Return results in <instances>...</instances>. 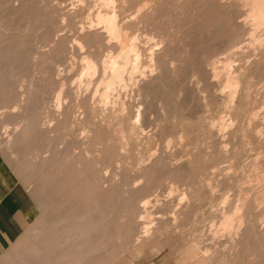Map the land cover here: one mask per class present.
<instances>
[{
  "label": "rangeland",
  "instance_id": "obj_1",
  "mask_svg": "<svg viewBox=\"0 0 264 264\" xmlns=\"http://www.w3.org/2000/svg\"><path fill=\"white\" fill-rule=\"evenodd\" d=\"M107 1L0 0V141L14 127L13 108L22 113L26 102L31 116L9 149L0 143L12 183L0 177L33 215L0 264H264V26H251L246 0ZM99 13H116L142 56H131L129 82L116 81L110 98L102 62L126 48ZM88 93L94 103L76 107ZM59 98L72 104L63 122L52 119ZM48 120L55 126L41 134L35 123ZM32 135L34 145L22 142ZM39 154L56 160L44 175L33 165ZM62 170L83 186L76 208L89 231L48 248L42 238L63 212L47 188ZM41 203L49 211L40 217Z\"/></svg>",
  "mask_w": 264,
  "mask_h": 264
},
{
  "label": "bare ground",
  "instance_id": "obj_2",
  "mask_svg": "<svg viewBox=\"0 0 264 264\" xmlns=\"http://www.w3.org/2000/svg\"><path fill=\"white\" fill-rule=\"evenodd\" d=\"M103 1H107V0H103ZM110 1V0H109ZM228 1V0H227ZM231 1V0H230ZM233 1V0H232ZM231 1V2H232ZM242 1H244V0H242ZM108 2V1H107ZM210 2V1H209ZM111 2H109V4H110ZM147 3V5H148V2H146ZM217 3V2H216ZM223 3V2H222ZM237 3V2H236ZM245 3H249L250 4V13L248 14V19H249V17L253 20V22H254V24H251V26H253V25H257V26H264V0H246V2ZM145 4V3H144ZM144 4H143V6H144ZM107 5V4H106ZM153 5V4H152ZM223 5V4H222ZM110 6V5H109ZM225 6H227V5H225ZM234 6V5H233ZM247 6V5H246ZM249 6V5H248ZM247 6V7H248ZM138 7H140V6H138ZM142 7V6H141ZM140 7V8H141ZM150 7H152V6H150ZM154 7V6H153ZM231 7H232V5H231ZM155 8V7H154ZM157 8H158V6H157ZM221 8V7H220ZM233 8V7H232ZM141 9H143V7L141 8ZM149 9V8H148ZM156 9V8H155ZM154 9V10H155ZM140 10V9H139ZM113 11V10H112ZM138 11V10H137ZM148 11V10H147ZM153 11V10H152ZM226 11V10H225ZM228 11V10H227ZM140 13H142L141 12V10L139 11ZM138 12V13H139ZM150 12V11H149ZM225 13V12H224ZM105 14V13H104ZM149 14V13H148ZM152 14V13H151ZM140 15V14H139ZM143 15V14H142ZM145 15H146V13H145ZM136 16L138 17V14H136ZM136 17V18H137ZM116 18H117V16H116V13H114L112 16L111 15H108V14H105V15H101V13H99V20L102 22V23H106L107 24V26H108V30H109V33H108V35L109 36H111V38H113L112 36L113 35H111V34H113V33H115L116 34V36L117 37H119V38H121L122 40H121V44L120 43H118V42H120L119 41V39L117 40L118 42V44H120L124 49L126 48V50L125 51H122V53H120L119 55H118V57H116L115 59L113 58V60H110V61H108V59H107V61L106 62H102V64L105 66H103V68H110V69H108V70H110L111 71V75H110V77H103L104 78V83H105V90H104V92H102V94L104 93V96H106V98H107V96L110 94L111 95V91L113 92H115V88H113V86H114V84H115V82L116 81H120L121 83H124V81L126 80L125 79V77H124V72L126 71V66L127 65H129L130 64V62L132 61V59H131V56L133 55V57H134V59L137 61L138 59H140L141 57H140V48H138V44L134 41V42H130V43H127L128 41L127 40H129L128 39V34H127V32L125 31H123L121 28L122 27H120V29H118V27L116 26V25H118L117 24V22H118V20H117V22H116ZM247 19V18H246ZM250 19V20H251ZM139 21V20H138ZM249 22V21H248ZM252 22V21H251ZM252 22V23H253ZM245 23V22H244ZM92 25H94V24H92ZM91 25V26H92ZM134 25V24H133ZM249 25V24H248ZM248 25L246 26V24H245V26L248 28ZM104 26H105V24H104ZM256 26V27H257ZM117 27V28H116ZM92 28H93V26H92ZM92 28H90V29H92ZM95 29H97V27H95ZM246 29V28H245ZM263 29V28H262ZM103 30V29H102ZM101 30V31H102ZM97 31H99V30H97ZM104 31V30H103ZM107 32V31H106ZM115 37V36H114ZM91 38V37H90ZM110 38V39H111ZM260 38V37H259ZM9 39H11V38H9ZM105 39V38H104ZM261 39V38H260ZM92 40H93V38H92ZM103 40V39H102ZM113 40V39H112ZM257 40H259V39H257ZM115 41H116V38H115ZM260 41V40H259ZM90 42V41H89ZM103 42H104V40H103ZM111 42V41H110ZM110 42L108 43V44H110ZM147 43V42H146ZM127 44H128V47H127ZM263 44H264V42H263ZM116 45V44H115ZM119 45V46H120ZM6 46V45H5ZM8 46V45H7ZM143 46V45H142ZM146 46H148L149 47V45L147 44ZM146 46H144V47H146ZM150 46H152V47H150V50L152 49V56H155L154 55V53H155V51L157 50L158 51V49H156L155 47H153L154 45H150ZM156 46V45H155ZM262 46H264V45H262ZM10 47V46H9ZM115 48V47H114ZM10 49V48H9ZM148 49V48H147ZM4 51V50H3ZM145 51V50H144ZM260 52V51H259ZM157 53V52H156ZM161 53H162V51H161ZM165 53V52H164ZM250 53V52H249ZM261 53H262V55H263V57H264V49H261ZM243 56V55H242ZM156 57V56H155ZM154 57V58H155ZM120 58H122V60L120 59ZM160 58V57H159ZM34 59H36V58H34ZM119 59V60H118ZM99 60V59H98ZM131 60V61H130ZM33 61H35L36 62V60H33ZM122 61V62H121ZM249 61V60H248ZM133 62V61H132ZM260 62V61H259ZM263 62V61H262ZM135 63V62H134ZM138 63H139V61H138ZM138 63H137V66L135 65L133 68H131L130 70H129V66H132V63H131V65H129L128 66V70H129V72L130 71H132V69H134L135 67H137L138 69H139V67H138ZM140 64V63H139ZM154 64H155V62H154ZM252 64V63H251ZM134 65V64H133ZM233 65V64H232ZM259 65H260V63H259ZM249 66H251V65H249ZM261 66V65H260ZM87 69L88 70H86V71H89V73H90V71H92L93 73L94 72H97V69H98V67H97V64L94 62H91V60L89 61V63L87 64ZM239 69V68H238ZM241 69V68H240ZM243 69V68H242ZM107 70V69H106ZM106 70H104L105 71V73H108V71L106 72ZM103 71V72H104ZM137 71V70H136ZM135 71V72H136ZM152 71V70H151ZM241 71V70H240ZM128 72V71H127ZM242 72V71H241ZM240 72V73H241ZM104 73V74H105ZM126 73V72H125ZM150 73H152V72H150ZM154 73H156V72H154ZM86 74V73H85ZM92 74V73H91ZM95 74V73H94ZM93 74V75H94ZM103 74V75H104ZM106 75V74H105ZM132 76L134 75V73H132L131 74ZM137 75V74H136ZM142 75H145V74H142ZM92 76V75H91ZM107 76V75H106ZM135 76V75H134ZM232 76V75H231ZM246 76V75H245ZM95 77V76H94ZM144 77V76H143ZM146 77V76H145ZM159 77V76H158ZM103 78L101 79V80H103ZM232 78V77H231ZM125 79V80H124ZM133 79V77H131V79L130 80H132ZM151 79V78H150ZM127 81V80H126ZM125 81V82H126ZM127 82H129V81H127ZM74 84V83H73ZM82 84V83H81ZM118 84H120V83H118ZM127 84H129V83H126V84H122L123 86H121V87H124V86H126ZM231 84H232V82H231ZM130 85V84H129ZM131 85H132V83H131ZM235 85V84H234ZM236 85H238V84H236ZM74 86V85H73ZM99 86L101 87V85H98V88H99ZM119 86V85H118ZM128 86V85H127ZM133 86V85H132ZM234 87V86H233ZM124 88H126V87H124ZM134 88H136V87H134ZM89 88H87V90H88ZM113 89V90H112ZM139 89V88H138ZM87 90H85V92H87ZM92 90V89H91ZM97 90V89H96ZM118 90V89H117ZM122 90V89H121ZM127 90V89H126ZM238 90V89H237ZM236 90V91H237ZM21 91H22V89H21ZM132 91V90H131ZM146 91V90H145ZM84 92V93H85ZM123 92V91H122ZM128 92V91H127ZM126 92V93H127ZM133 92V91H132ZM17 93V92H16ZM19 93V92H18ZM81 93V92H80ZM83 92H82V94H84ZM94 93V92H93ZM95 93H97V92H95ZM99 93V92H98ZM131 93V92H130ZM67 94H69V93H67ZM20 95V94H19ZM95 95V94H94ZM78 96H79V93H78ZM83 96V95H82ZM93 96V95H92ZM89 93L88 94H85L84 96H83V98H76L75 99V104H76V107H80V105H81V102H82V100L83 99H85V102L88 100L89 102H91V104L92 103H94V101H95V99L92 97ZM95 97V96H94ZM109 97V96H108ZM102 98H103V96H102ZM110 98V97H109ZM104 99V98H103ZM69 101L71 102V100H66L65 102H61V99L59 98L58 99V101L56 102V105L54 106L55 107V110H56V112H58V113H55L56 115H55V118H52V119H54V120H56V121H58V122H63L64 120H68L69 119V115L71 116V110H72V104H69ZM103 101V100H102ZM104 101H105V99H104ZM130 101H133V100H130ZM109 102V101H108ZM107 102V103H108ZM104 104V103H103ZM106 105V104H105ZM135 105H136V103H135ZM21 106H25V109H24V111L22 110V113H20L21 111H20V108H17V106H16V108H13V113H16L17 115H16V118L14 119V127H13V129L12 128H10V129H12V131L10 130L6 135H4L5 137H3L2 136V138L3 139H1V141H0V143H1V145H3L4 147H6V148H10L12 145V142L14 141V139L15 138H17V137H19V138H21V132H22V130H23V127L26 125V124H28V122L31 120V116H30V110H29V107H28V104L25 102L24 103V105H21ZM99 106H101V103H100V105ZM107 106H109V105H107ZM137 106V105H136ZM106 109H107V107H105ZM109 108V107H108ZM129 108V107H128ZM143 108L144 107H142V110H143ZM133 109V108H132ZM138 109H140L141 110V108H138ZM54 110V111H55ZM128 110H130V109H128ZM139 110V114L141 113H143V111H140ZM8 111V110H7ZM11 111V110H10ZM84 111H86V110H84ZM74 112V111H73ZM106 112H107V110H106ZM128 112V111H127ZM131 112V111H130ZM138 112V111H137ZM124 113V112H123ZM20 114V115H19ZM138 114V113H137ZM4 115V114H3ZM13 115V114H12ZM117 115V114H116ZM85 116V115H84ZM1 117V116H0ZM5 117V116H4ZM133 117V116H132ZM146 118V117H145ZM51 119V120H52ZM141 119V118H140ZM139 119V120H140ZM39 120H41V119H39ZM38 120V121H39ZM2 121V120H1ZM5 122H6V120H5ZM1 123V122H0ZM9 123H12V122H9ZM133 123V122H132ZM1 124H3L4 125V123L2 122ZM134 124V123H133ZM133 124H132V126H133ZM39 126V128H40V131H41V134H45V133H48L49 131L51 132V129L55 126V122H52V121H46V122H44V123H41V122H38L37 124L35 123V126ZM135 126V125H134ZM32 127V126H31ZM30 128V127H29ZM147 134V133H146ZM48 135H49V133H48ZM22 140V142L23 143H28L29 145H34V143L36 142V136L35 135H32L31 137H29V138H23V139H21ZM21 142V141H20ZM27 144V145H28ZM36 145V144H35ZM2 146V147H3ZM16 146V145H15ZM30 146V147H31ZM25 147V146H24ZM28 149V148H27ZM31 149V148H30ZM4 150H7V149H5L4 148ZM34 151V150H33ZM27 152H29V150L27 151ZM12 155H13V153H11ZM28 154H30V153H28ZM38 154V153H37ZM27 155V154H26ZM32 155V154H31ZM60 155V154H59ZM44 156V155H43ZM43 156H41L40 154H39V156H35V163L33 164L34 166H36V168H38L39 169V172L42 174V175H44L45 173H46V170H48L49 169V167L50 166H54L55 165V159L53 158H51V160H47L48 158H46V157H43ZM46 156V155H45ZM49 157H50V155H48ZM55 157V156H54ZM22 158V157H21ZM32 158V157H31ZM152 158V157H151ZM151 158H149L150 160H151ZM154 158V157H153ZM33 159V158H32ZM34 160V159H33ZM71 161V160H70ZM80 161V160H79ZM17 163V162H16ZM18 164V163H17ZM26 164V163H25ZM58 164V163H57ZM50 165V166H49ZM75 165V164H74ZM82 165V164H81ZM147 165V164H146ZM30 166V165H29ZM57 166V165H56ZM60 166V165H59ZM65 166V165H64ZM77 166V165H76ZM79 166V165H78ZM31 167V166H30ZM30 167H28V168H30ZM61 167V166H60ZM69 167V166H68ZM72 167H73V164H72ZM151 167V166H150ZM22 169V168H21ZM37 169V170H38ZM51 170V169H50ZM53 170V169H52ZM66 170V169H65ZM87 170H89V169H87ZM148 170V169H147ZM63 171V170H62ZM68 171V170H67ZM74 171V170H73ZM146 172V171H145ZM80 173V172H79ZM84 173V172H83ZM89 173V172H88ZM87 172H86V175L88 174ZM85 174V173H84ZM91 174V173H90ZM93 174V173H92ZM83 176H85V175H83ZM91 176V175H90ZM92 177V176H91ZM82 178V177H81ZM86 178V177H85ZM88 178V177H87ZM52 179V178H51ZM93 180V179H92ZM95 181H97V180H95ZM47 182V181H46ZM86 183V182H85ZM92 183H93V181H92ZM41 184L43 185V186H46L45 184H44V182L42 183L41 182ZM136 184V183H135ZM39 185V184H38ZM48 185V184H47ZM88 185V184H87ZM98 185V184H97ZM97 185H95V186H97ZM106 185V184H105ZM39 186H41V185H39ZM51 186V185H50ZM93 186V185H92ZM83 186L81 185V183H80V181L74 176V175H72L71 173H67L66 171H63V173L61 174V175H59L58 176V178H56V182L55 183H53V186H51V188L49 187V188H47V190L49 191V193L50 194H52L51 192H53V191H55L56 193H55V198H56V203L53 205V207L55 208V209H58V210H62V214H60L61 216L59 217V218H57V220H56V222H55V229H54V231L51 233V235H50V237L49 238H47V237H43L42 238V241L43 242H45V245L49 248L50 246H53L54 247V245L56 246V245H59V246H65V245H68V243L71 245V243L72 242H74L75 240H77V238H80L86 231H89V230H86V226H87V213H81V212H79L78 211V208H76V206L79 204L78 203V200H76L75 198L77 197V196H79V190L82 188ZM89 187V186H88ZM86 188V187H85ZM109 188V187H108ZM88 189V188H87ZM93 189H95V188H93ZM92 189V190H93ZM40 190V189H39ZM53 190V191H52ZM88 190H91V188L90 189H88ZM87 190V191H88ZM91 190V191H92ZM84 191V190H83ZM48 193V192H47ZM95 193H97V192H95ZM100 193V192H99ZM93 195V194H92ZM39 196V195H38ZM42 196V195H41ZM44 196V195H43ZM50 196V195H49ZM53 196V195H52ZM160 196V195H159ZM87 197V196H86ZM92 197V196H91ZM90 196H89V198H91ZM40 198V197H39ZM45 198V197H44ZM53 198V197H52ZM102 198V197H101ZM158 198V197H157ZM49 199V198H48ZM87 199H88V197H87ZM98 199V198H97ZM153 199V198H152ZM151 199V200H152ZM256 199V198H255ZM259 199V198H258ZM43 200V199H42ZM41 200V201H42ZM50 200H51V198H50ZM86 200V199H85ZM248 200V199H247ZM88 201V200H87ZM95 201V200H94ZM53 202V201H52ZM95 202H97V201H95ZM100 202V201H99ZM92 203V202H91ZM240 203V202H239ZM144 204V203H143ZM147 204H148V206H150L149 205V201H146L145 202V205H142V206H144V207H148L147 206ZM158 204V203H157ZM161 204H162V202H161ZM246 204V203H245ZM46 205V204H45ZM43 203H41V205H40V207L38 208L39 209V212H38V215L41 217V216H43L45 213L47 214V212L49 211V209H47V207L45 206ZM91 205V204H90ZM95 205H97V204H95ZM152 206V205H151ZM66 208V209H68V211H64V209L63 208ZM81 207V206H80ZM92 207V206H91ZM98 208V207H97ZM239 208H241V207H239ZM89 209V208H88ZM94 209V208H93ZM53 210V209H52ZM79 210H80V208H79ZM235 210H236V208H235ZM96 211V210H95ZM146 211H147V209H146ZM84 212V211H83ZM151 212V211H150ZM149 212V213H150ZM51 213V212H50ZM148 213V212H147ZM146 213V214H147ZM149 213L147 214V215H149ZM153 213V212H152ZM151 214V213H150ZM64 215V216H63ZM89 216V215H88ZM51 218H52V216H51ZM50 218V219H51ZM56 218V217H55ZM90 218V217H89ZM88 218V219H89ZM244 218V217H243ZM39 219V218H38ZM41 220V219H40ZM240 221V220H239ZM51 222H52V220H51ZM54 222V221H53ZM89 222V221H88ZM229 224V223H228ZM44 225V224H43ZM91 225V224H90ZM89 225V226H90ZM145 225V224H144ZM154 225V224H153ZM224 226V225H223ZM228 226V225H227ZM145 228H146V230L144 231V230H142V231H144L145 232V234L143 233L142 235L144 236V237H146V236H148L149 234H150V232H148V227H146V225L144 226ZM150 227V226H149ZM91 229V228H90ZM46 230V229H45ZM94 230V229H93ZM92 231V230H91ZM90 231V232H91ZM235 231V230H234ZM41 232H43V231H41ZM88 233V232H87ZM79 235H80V237H79ZM92 235V234H91ZM141 235V236H142ZM151 235V234H150ZM149 235V236H150ZM40 236V235H39ZM84 236V235H83ZM87 236V235H86ZM85 236V237H86ZM142 236V237H143ZM91 237V236H90ZM82 238V237H81ZM89 238V237H88ZM39 239H41V238H39ZM84 239V238H83ZM91 239H93V238H91ZM139 239V238H138ZM74 240V241H73ZM82 240V239H81ZM87 240V239H86ZM105 240V239H104ZM98 241V240H97ZM97 241H95V243H98ZM102 241V240H101ZM146 241V240H145ZM36 242H37V239H36ZM84 242V241H83ZM87 242V241H86ZM35 243V242H34ZM81 243V242H80ZM61 244V245H60ZM91 244V243H90ZM94 244V243H93ZM88 245V244H87ZM100 245H101V243H100ZM69 246V245H68ZM82 246H84V245H82ZM82 246H80V248L82 247ZM90 246V245H89ZM88 246V247H89ZM95 246H97V245H95ZM43 247V246H42ZM71 247V246H70ZM85 247V246H84ZM100 247V246H99ZM33 248H35V245H33L32 246V250H33ZM43 248H45V247H43ZM73 248H74V246H73ZM79 248V249H80ZM94 248V247H93ZM57 249V248H56ZM71 249H72V247H71ZM71 249H70V251H71ZM78 249V250H79ZM84 249V248H83ZM87 249H89V248H87ZM39 250V249H38ZM41 250V249H40ZM44 251H45V249H43ZM75 250H77V249H75ZM81 250H82V248H81ZM90 250V252H91V249H89ZM94 250H95V248H94ZM93 251V250H92ZM34 252V251H33ZM86 252V251H85ZM89 252V251H88ZM87 252V253H88ZM41 253V252H40ZM53 253V252H52ZM67 253V252H66ZM80 253V252H79ZM92 253V252H91ZM95 253V252H94ZM93 253V254H94ZM42 254H43V252H42ZM82 254V253H81ZM36 255H37V253H36ZM40 255V254H39ZM50 255V254H49ZM62 255V254H61ZM66 255V254H65ZM73 256H74V254H72ZM48 256V255H47ZM52 256H53V254H52ZM68 256V255H67ZM71 256V255H70ZM80 256V255H79ZM90 256V255H89ZM39 258H42V257H39ZM74 258V257H73ZM58 259V258H57ZM65 259V258H64ZM21 260V259H20ZM55 260V259H54ZM85 260H86V258H85ZM52 261V260H51ZM53 262V261H52ZM69 262V261H68ZM73 262H75L74 260H73ZM63 263V262H62ZM62 263H60V264H62ZM78 263V262H77ZM80 263V262H79ZM17 264V263H16ZM50 264H52V263H50ZM54 264V263H53ZM68 264V263H67ZM74 264V263H73ZM81 264V263H80Z\"/></svg>",
  "mask_w": 264,
  "mask_h": 264
},
{
  "label": "crops",
  "instance_id": "obj_3",
  "mask_svg": "<svg viewBox=\"0 0 264 264\" xmlns=\"http://www.w3.org/2000/svg\"><path fill=\"white\" fill-rule=\"evenodd\" d=\"M1 166L0 176L12 183ZM0 177V258L17 243L32 224V210L17 185Z\"/></svg>",
  "mask_w": 264,
  "mask_h": 264
}]
</instances>
